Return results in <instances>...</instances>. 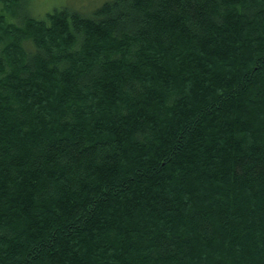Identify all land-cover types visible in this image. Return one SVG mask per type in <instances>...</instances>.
<instances>
[{"label": "trees", "instance_id": "1", "mask_svg": "<svg viewBox=\"0 0 264 264\" xmlns=\"http://www.w3.org/2000/svg\"><path fill=\"white\" fill-rule=\"evenodd\" d=\"M0 0V264H264V0Z\"/></svg>", "mask_w": 264, "mask_h": 264}, {"label": "rangeland", "instance_id": "2", "mask_svg": "<svg viewBox=\"0 0 264 264\" xmlns=\"http://www.w3.org/2000/svg\"><path fill=\"white\" fill-rule=\"evenodd\" d=\"M105 0H22L20 8L33 16H45L56 8L69 7L83 14H91Z\"/></svg>", "mask_w": 264, "mask_h": 264}]
</instances>
